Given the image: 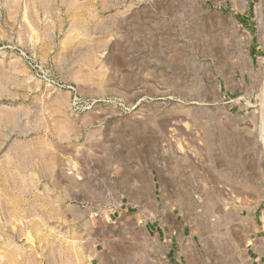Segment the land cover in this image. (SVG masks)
Masks as SVG:
<instances>
[{
    "label": "rangeland",
    "instance_id": "rangeland-1",
    "mask_svg": "<svg viewBox=\"0 0 264 264\" xmlns=\"http://www.w3.org/2000/svg\"><path fill=\"white\" fill-rule=\"evenodd\" d=\"M263 245L264 0H0V264Z\"/></svg>",
    "mask_w": 264,
    "mask_h": 264
},
{
    "label": "crops",
    "instance_id": "crops-1",
    "mask_svg": "<svg viewBox=\"0 0 264 264\" xmlns=\"http://www.w3.org/2000/svg\"><path fill=\"white\" fill-rule=\"evenodd\" d=\"M130 166V165H129ZM147 170V168L144 169V165H135V166H131L129 168L126 169V171L128 172H132V173H136L137 176V189H141L142 191H144L145 189V184H144V173ZM124 195H130V193H123Z\"/></svg>",
    "mask_w": 264,
    "mask_h": 264
},
{
    "label": "bare ground",
    "instance_id": "bare-ground-1",
    "mask_svg": "<svg viewBox=\"0 0 264 264\" xmlns=\"http://www.w3.org/2000/svg\"><path fill=\"white\" fill-rule=\"evenodd\" d=\"M255 235V234H254ZM264 246V245H263Z\"/></svg>",
    "mask_w": 264,
    "mask_h": 264
}]
</instances>
